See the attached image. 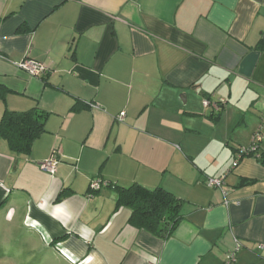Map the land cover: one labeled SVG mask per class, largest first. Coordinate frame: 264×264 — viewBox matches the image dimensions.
I'll list each match as a JSON object with an SVG mask.
<instances>
[{"label":"crops","instance_id":"crops-1","mask_svg":"<svg viewBox=\"0 0 264 264\" xmlns=\"http://www.w3.org/2000/svg\"><path fill=\"white\" fill-rule=\"evenodd\" d=\"M33 108L28 152L0 136V264H264V0H0V121ZM132 184L184 201L169 238L117 206Z\"/></svg>","mask_w":264,"mask_h":264},{"label":"trees","instance_id":"trees-1","mask_svg":"<svg viewBox=\"0 0 264 264\" xmlns=\"http://www.w3.org/2000/svg\"><path fill=\"white\" fill-rule=\"evenodd\" d=\"M46 115L37 108L22 112L6 110L0 121V136L7 139L14 150L28 152L32 140L42 131ZM259 160L264 165V156ZM244 184L245 181H241L239 185ZM117 190L116 204L130 209L129 222L136 228L169 238L183 219L184 201L161 187L149 189L132 184L117 187Z\"/></svg>","mask_w":264,"mask_h":264},{"label":"built area","instance_id":"built-area-1","mask_svg":"<svg viewBox=\"0 0 264 264\" xmlns=\"http://www.w3.org/2000/svg\"><path fill=\"white\" fill-rule=\"evenodd\" d=\"M15 66L23 71H25L28 75L33 76V77H40L41 75L45 74L48 70V68L46 66H44L43 63L33 60V59H29L28 58H24L19 62L14 63ZM225 102L224 99H218L216 101H212L209 99H203V106H212L213 109H217L219 108L221 105H223ZM124 113L120 112L117 119L119 121H121L123 119ZM261 134L260 133H256L255 135H253V139L252 142L250 143L249 146L243 147L240 146L237 149V153L235 156V160H234V165L238 162V160L240 158H242L243 156H248V155H257V149H258V144L261 141ZM59 161V158L57 157L56 153L53 152L52 155L42 161L41 163H39V167L41 170L46 171L49 174H54L55 170H56V165L57 162ZM207 185L209 187H217V188H221L223 183H224V177L220 176V177H209L207 179ZM103 185H106V182L101 180V179H92L90 181L89 184V190L91 192L97 191L99 190ZM223 193H225L223 191ZM239 248V244H236L235 250L234 252H229L226 255H224V259L222 261V264H233V262L235 261V252L236 250H238Z\"/></svg>","mask_w":264,"mask_h":264}]
</instances>
